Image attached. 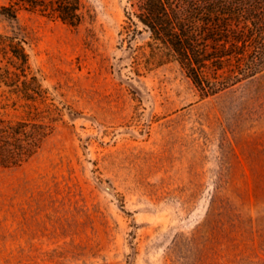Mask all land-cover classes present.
I'll list each match as a JSON object with an SVG mask.
<instances>
[{
    "label": "rangeland",
    "instance_id": "1",
    "mask_svg": "<svg viewBox=\"0 0 264 264\" xmlns=\"http://www.w3.org/2000/svg\"><path fill=\"white\" fill-rule=\"evenodd\" d=\"M82 3L77 27L0 15L64 109L0 166V264H264V72L202 96L144 60L148 32L123 39L127 0Z\"/></svg>",
    "mask_w": 264,
    "mask_h": 264
},
{
    "label": "trees",
    "instance_id": "2",
    "mask_svg": "<svg viewBox=\"0 0 264 264\" xmlns=\"http://www.w3.org/2000/svg\"><path fill=\"white\" fill-rule=\"evenodd\" d=\"M82 0H10L0 15L40 13L72 27L83 21ZM124 40L149 33L148 63L176 61L202 96L223 91L264 72V0H127ZM28 41L0 31V96L21 110L0 117V166L34 156L64 116L43 79L34 71Z\"/></svg>",
    "mask_w": 264,
    "mask_h": 264
}]
</instances>
